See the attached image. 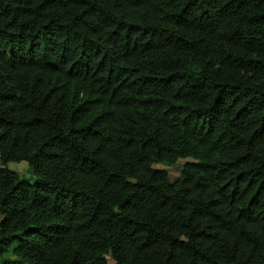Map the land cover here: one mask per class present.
Listing matches in <instances>:
<instances>
[{
  "label": "trees",
  "instance_id": "16d2710c",
  "mask_svg": "<svg viewBox=\"0 0 264 264\" xmlns=\"http://www.w3.org/2000/svg\"><path fill=\"white\" fill-rule=\"evenodd\" d=\"M107 253L264 264V0H0V264Z\"/></svg>",
  "mask_w": 264,
  "mask_h": 264
},
{
  "label": "rangeland",
  "instance_id": "374dc122",
  "mask_svg": "<svg viewBox=\"0 0 264 264\" xmlns=\"http://www.w3.org/2000/svg\"><path fill=\"white\" fill-rule=\"evenodd\" d=\"M8 166L17 171L19 174L21 173L25 176H28L29 178L33 177V173H29L27 162L23 159L19 161H8ZM180 166V162H175L167 167V172L170 179H174L178 175ZM106 259L108 264L113 263V259L108 253L106 254Z\"/></svg>",
  "mask_w": 264,
  "mask_h": 264
}]
</instances>
